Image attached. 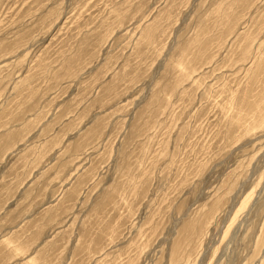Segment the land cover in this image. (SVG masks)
I'll use <instances>...</instances> for the list:
<instances>
[{
  "label": "rangeland",
  "instance_id": "374dc122",
  "mask_svg": "<svg viewBox=\"0 0 264 264\" xmlns=\"http://www.w3.org/2000/svg\"><path fill=\"white\" fill-rule=\"evenodd\" d=\"M0 264H264V0H0Z\"/></svg>",
  "mask_w": 264,
  "mask_h": 264
}]
</instances>
